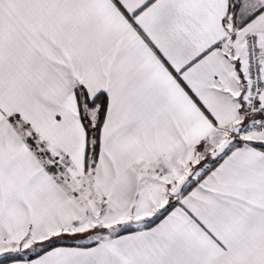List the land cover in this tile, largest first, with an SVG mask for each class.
<instances>
[{
	"label": "snow or ice",
	"instance_id": "1",
	"mask_svg": "<svg viewBox=\"0 0 264 264\" xmlns=\"http://www.w3.org/2000/svg\"><path fill=\"white\" fill-rule=\"evenodd\" d=\"M0 264H264V0H0Z\"/></svg>",
	"mask_w": 264,
	"mask_h": 264
}]
</instances>
